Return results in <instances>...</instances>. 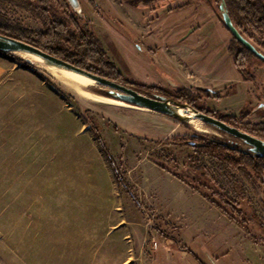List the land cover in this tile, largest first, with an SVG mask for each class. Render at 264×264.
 <instances>
[{
	"label": "rangeland",
	"instance_id": "1",
	"mask_svg": "<svg viewBox=\"0 0 264 264\" xmlns=\"http://www.w3.org/2000/svg\"><path fill=\"white\" fill-rule=\"evenodd\" d=\"M154 1L94 0L93 8L79 0L76 14L115 71L157 88L140 93L192 108L174 95L184 87L190 101L235 116L227 124L254 135L248 129L264 121V63L218 20L221 1L234 8L240 0H188L168 11L169 0L147 4ZM43 22L34 6L0 0V30L40 32ZM247 30L243 37L264 55V27ZM231 44L241 50L243 72ZM24 55L0 53V264H264V182L200 150L217 140L253 154L240 139L198 119L93 102ZM86 88L85 95L108 97L107 87L93 82ZM93 124L128 186L116 182ZM150 163L202 198L220 202L222 194L237 202L247 233L206 210L191 212L181 201H170V209Z\"/></svg>",
	"mask_w": 264,
	"mask_h": 264
},
{
	"label": "trees",
	"instance_id": "2",
	"mask_svg": "<svg viewBox=\"0 0 264 264\" xmlns=\"http://www.w3.org/2000/svg\"><path fill=\"white\" fill-rule=\"evenodd\" d=\"M9 1L26 2L30 5V7L34 6L35 9H38L44 20V29L40 32H29L27 30H23L18 35L0 30L1 34L31 44L79 68L112 80L124 86L130 87L134 90H137L138 92H146L147 90L157 89L156 87L141 84L137 81H126L120 72L115 71L114 64L105 57V53H103V51L101 50L100 44L93 35L92 30L88 27V23H82L77 14L67 6L65 0ZM224 6L230 18L232 19L234 26L241 34H246L245 32L248 31V27L252 28L255 32L263 30L264 0H240L239 6H233L234 8H230L225 2ZM233 40H235L243 49L246 50V48L239 41H237L235 38H233ZM233 47V44L229 46L231 54L233 55L236 65L241 70L243 66L238 63L239 61L237 60H239V57H237V55H234V53L237 51H233ZM241 72L243 71L241 70ZM198 89L201 92L207 93V90L205 91L202 88ZM174 92V95L179 98V100H183L184 102L189 103L192 108L196 110L220 119L225 123L232 124V122L236 121L235 116H231L228 114L217 115V112L211 111L207 108L204 109L195 104L194 101H190L193 96H191L192 94L189 92V90L184 87L174 90ZM173 96L171 95V97ZM197 98H200V93L198 94ZM94 126V124L91 126V131L99 143L101 152L105 157V160L107 161L109 167L111 168L116 182L118 184L128 186L127 182L120 174L114 158L108 152L103 139L98 133V130L94 128ZM248 130L251 133L253 132V134L257 137L264 139V121L251 126V129L249 128ZM228 147L229 146H225L224 143L213 140V143H209L207 146H202L200 150L205 152V154L208 155L211 160H215L216 162L222 160V164L243 167L242 169H248L263 183L264 158H260L255 154L243 153L235 149L233 150ZM170 173L176 176V174L172 172ZM229 181L228 185L231 188L232 195L234 194L235 196L237 193L235 189L236 186L231 184V181ZM204 197L207 200L211 201L216 208H218L223 214L228 216L232 221H234L244 229H247L245 218H243L242 209L237 202L227 199L226 196L222 194H219L220 202H217L206 195H204ZM137 204H139V202H137ZM155 229L157 233L163 238L173 239L170 235L165 234L160 228L155 227ZM175 242L178 241L175 240ZM180 248L187 250L186 248L181 247V245Z\"/></svg>",
	"mask_w": 264,
	"mask_h": 264
},
{
	"label": "water",
	"instance_id": "3",
	"mask_svg": "<svg viewBox=\"0 0 264 264\" xmlns=\"http://www.w3.org/2000/svg\"><path fill=\"white\" fill-rule=\"evenodd\" d=\"M69 5L72 7L73 11L76 13L81 12V7L77 0H67ZM219 10L221 11V20L224 23L226 29L232 34V36L239 41L250 53L256 56L259 60L264 62V55L257 50V48L237 30V28L232 23V20L225 9L223 1L219 4ZM0 52L1 53H28L35 57L40 58L46 65L54 66L57 68L65 69L68 71L75 72L77 74L83 75L96 83L107 87L105 90L107 98L120 100L129 105H134L140 108L148 109L163 115L173 116L181 118L182 116L176 114L171 107H179L187 112L189 109L193 112V119H198L204 124L209 125L219 131H222L230 136L240 139L246 146L248 151L264 158V140L251 135L245 131L240 130L237 127L231 126L224 121L203 113L194 108H190L185 104H173L169 105L170 100L166 99L164 96H147L142 94L130 87L124 86L122 84L116 83L112 80L104 78L102 76L93 74L82 68H79L63 59L53 56L31 44L23 42L21 40L15 39L13 37L4 35L0 33ZM27 62H31L30 59L25 58ZM211 92V89H206ZM104 97V96H103ZM260 107L264 108V104H259ZM264 181V177H263Z\"/></svg>",
	"mask_w": 264,
	"mask_h": 264
},
{
	"label": "crops",
	"instance_id": "4",
	"mask_svg": "<svg viewBox=\"0 0 264 264\" xmlns=\"http://www.w3.org/2000/svg\"><path fill=\"white\" fill-rule=\"evenodd\" d=\"M147 4H152V3L150 2ZM137 5H139V4H137ZM191 86H193V85H189L186 87H191ZM195 87H198V86H195ZM148 167L150 168V170L154 171L153 173L156 175V185L160 189L159 193L162 195L163 200L168 205V207L170 205V201H173V202L174 201L175 202L181 201V202H184L183 204L185 205L186 209H188L191 212L201 213L202 210L203 211L206 210L207 212L211 213L214 216V218H217L221 222L222 225H227L233 231L236 229H239L237 223H235L228 216L223 214L211 202H209L205 198H202L201 194H200L201 195L200 196L199 194L194 193L193 190L189 186L183 185V183H180L178 180H175V179L173 180L171 178H168L170 176L164 177L161 170H159V167L157 165H155L154 163L148 164ZM161 180L163 182V185H165V189L163 191H161V189H162ZM164 196H166V197H164ZM210 207H212V210ZM208 226H210V223ZM239 227H240V230L244 234L247 233L243 227H241L240 225H239Z\"/></svg>",
	"mask_w": 264,
	"mask_h": 264
},
{
	"label": "bare ground",
	"instance_id": "5",
	"mask_svg": "<svg viewBox=\"0 0 264 264\" xmlns=\"http://www.w3.org/2000/svg\"><path fill=\"white\" fill-rule=\"evenodd\" d=\"M24 54H25L24 58H28L34 62L45 64L44 61H42L38 57H35V56L28 54V53H24ZM46 66H47L48 70H50L53 74H55L57 79H59L61 82L65 83L67 86H69L73 91L84 95L87 99H89L93 102H97L98 100H108V101L120 102V103L125 104L122 101L103 97V96H99V95L93 94L91 92H88V95H85V91H86L85 88L92 85L94 81H92L91 79H89L83 75L77 74V73L72 72V71H68L65 69H61V68H57V67L49 66V65H46ZM126 105H128V104H126ZM128 106H130V105H128ZM171 108L173 109V111L176 114L186 118L190 123L194 122L195 119L192 118L193 112L191 110L186 109L188 111L184 112L183 109H181L179 107H171ZM197 127H199V126H197Z\"/></svg>",
	"mask_w": 264,
	"mask_h": 264
},
{
	"label": "flooded vegetation",
	"instance_id": "6",
	"mask_svg": "<svg viewBox=\"0 0 264 264\" xmlns=\"http://www.w3.org/2000/svg\"><path fill=\"white\" fill-rule=\"evenodd\" d=\"M78 1V3H79V6L81 7V5H80V2H79V0H77ZM85 1H87L91 6H93V8H95V6L97 5V3H94L93 4V1L94 0H85ZM161 2H162V0H155L154 1V3H152L154 6L155 5H161ZM65 3L67 4V6L73 11V9H72V7L69 5V3H68V1L67 0H65ZM189 4V2H188V0H186L185 2L183 1L182 2V0H169L168 2H166L165 3V5L164 6H167V8H165V10H167V9H169V8H172V9H174V8H181V7H184V6H186V5H188ZM207 4H209V3H207ZM163 6V5H162ZM218 9H219V6H218ZM74 12V11H73ZM221 12V11H220ZM74 13H76V12H74ZM217 15V14H216ZM217 17H218V15H217ZM218 20L221 22V24L225 27V25H224V23L221 21V19L218 17ZM232 20V19H231ZM233 23V22H232ZM226 28V27H225ZM227 30V29H226ZM228 31V30H227ZM229 32V31H228ZM230 33V32H229ZM231 34V33H230ZM232 35V34H231ZM233 37V36H232ZM234 38V37H233ZM247 50V49H246ZM229 52H230V54H231V51H230V48H229ZM238 52H241V50H238L237 52H235V55H236V53L239 55V53ZM250 53V52H249ZM252 54V53H251ZM232 55V54H231ZM253 55V54H252ZM254 56V55H253ZM256 57V56H255ZM264 63V62H263ZM175 87H177V86H175Z\"/></svg>",
	"mask_w": 264,
	"mask_h": 264
}]
</instances>
